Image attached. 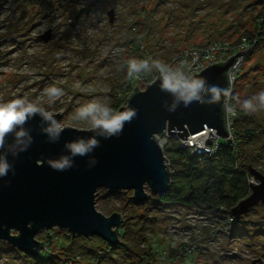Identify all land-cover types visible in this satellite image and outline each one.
<instances>
[{"label":"rangeland","instance_id":"1","mask_svg":"<svg viewBox=\"0 0 264 264\" xmlns=\"http://www.w3.org/2000/svg\"><path fill=\"white\" fill-rule=\"evenodd\" d=\"M263 18L264 0H0V102L26 93L62 113L66 127L86 130L87 123L67 119L74 107L99 96L111 97L120 110L135 88L145 92L152 84L158 70L129 80L128 59L157 58L173 68L184 51L208 55L215 46L216 60L249 50L238 57L232 77L233 91L245 99L264 89V41L250 46L264 35ZM50 82L65 89L51 104L41 95ZM240 115L248 121L232 129L230 140L237 144L243 127L260 133V142L244 147L243 154L250 157L249 168L264 176V112ZM173 139L158 142L166 155ZM175 183L174 188L186 185ZM133 196L103 189L96 197L99 213L122 217L117 248L99 237L73 238L52 229L36 238L44 244L41 262L7 242L0 245L7 254L0 258L4 264H264L263 203L236 217L238 204L212 210L169 206L152 195L146 203L134 202Z\"/></svg>","mask_w":264,"mask_h":264},{"label":"water","instance_id":"2","mask_svg":"<svg viewBox=\"0 0 264 264\" xmlns=\"http://www.w3.org/2000/svg\"><path fill=\"white\" fill-rule=\"evenodd\" d=\"M248 51L239 52L225 63L209 66L194 76L208 84L215 82L228 88L230 80L228 83L226 74L238 57ZM158 84L159 77L145 92L137 93L129 101L127 106L139 109L138 118L126 125L120 138L102 141L94 153L99 163L91 170L86 167V159L78 158L76 168L55 172L45 166L42 159L60 155L66 140L74 133L89 134L86 130L66 127L59 143L48 144L46 137L39 133L38 121L30 122L27 127L33 131L35 143L15 161V175L9 174L8 186L0 180V238L33 258L44 245L36 238L52 229L67 230L73 238L99 237L117 245L120 242L115 229L122 226V217L115 213L106 218L96 210L99 190L132 192L138 202L146 203L151 195L163 196L172 183L171 172L167 170L169 161L155 136L168 131L169 135L177 134L186 140L208 128L217 131L220 138L228 137L225 108L200 107L187 112L179 104L177 112L170 115L161 105L165 102L170 105L173 98L160 91ZM210 100V96L205 97L206 104ZM61 114L57 117L62 118ZM249 172L258 178L259 187L251 186L250 197L233 211L236 217L249 212L258 203L264 204V176L252 168ZM12 232H17L18 236H13Z\"/></svg>","mask_w":264,"mask_h":264},{"label":"clouds","instance_id":"3","mask_svg":"<svg viewBox=\"0 0 264 264\" xmlns=\"http://www.w3.org/2000/svg\"><path fill=\"white\" fill-rule=\"evenodd\" d=\"M125 67L129 80L137 78L141 73H148L153 68L159 71V90L167 92L173 98L170 105L167 102L161 105L170 115L177 112L179 104H182L187 112L200 107H223L232 117L240 112L249 115L264 112V89L241 99L231 88L221 87L215 82L208 84L191 74L184 76L174 73L166 63L157 58H130L125 62ZM230 73L235 79L234 71L230 70ZM74 86L79 87V81H76ZM64 92V88L58 87L55 82H50L43 88L41 95H46L51 104L56 98L63 97ZM208 96L211 100L206 104L205 97ZM111 99V97H92L78 107H74L67 119L77 123H87L86 131L89 134L74 133L71 139L64 142L60 155L42 157L44 165L55 172L64 173L76 168V161L81 158L86 159L87 169L95 168L99 161L94 153L101 147L102 141L120 138L126 125L131 124L139 115V109L135 106L117 110L111 104ZM33 121H38L39 133L46 137L48 144L59 143L65 135V118H58L54 109L49 110L48 107L29 100L26 93L0 102V180L5 181V187L8 186L9 174L15 175V161L22 153L28 152L35 143L33 131L27 127ZM247 183L249 186L259 187L258 178L254 175L247 177ZM3 243L4 239L0 238V245ZM3 255L7 254L0 253V256ZM0 264H4L2 258Z\"/></svg>","mask_w":264,"mask_h":264},{"label":"trees","instance_id":"4","mask_svg":"<svg viewBox=\"0 0 264 264\" xmlns=\"http://www.w3.org/2000/svg\"><path fill=\"white\" fill-rule=\"evenodd\" d=\"M262 21L264 25V18ZM262 36L255 41L253 40L254 42L250 41L251 45H249H256L259 41H264V35ZM226 76L229 83L228 73ZM139 92L141 91L136 90L132 93L127 98V104ZM240 114L241 112L235 118L233 124L234 130H240L239 126L241 123L246 124L248 121V116L241 118ZM243 128V131L236 135L238 139L237 144L234 145L226 140L225 144L222 145L219 142L220 149L214 157L193 154L192 151L183 149L177 138L173 139L170 142L171 147L168 150L169 153L166 152L167 155L165 154L170 163L172 175L171 186L163 196L157 195L152 197L169 206L205 207L212 210L220 207L232 208L237 204L239 207L241 204L240 200H246L251 195V186L247 183L250 157L243 154L244 147L250 149L261 140V135L257 130L248 127ZM161 136H164V133ZM172 155L173 158L171 159L170 157ZM176 180H180L182 184H186L185 187L174 188L177 183H175ZM241 192L245 194L240 195L239 193ZM118 193L120 191H109V194L114 196ZM132 200L138 202L134 196ZM238 201H240V204ZM119 230L120 228L115 229L118 235ZM116 246L118 247V245H112L111 248H117ZM43 247L44 245H41V250H43ZM41 257H43L42 254L38 255L33 261L39 263L46 256Z\"/></svg>","mask_w":264,"mask_h":264},{"label":"built area","instance_id":"5","mask_svg":"<svg viewBox=\"0 0 264 264\" xmlns=\"http://www.w3.org/2000/svg\"><path fill=\"white\" fill-rule=\"evenodd\" d=\"M215 49H217V46L211 49L209 51L210 54L208 55L205 53L201 54V52H199L200 50H197V49H188L184 51L181 54V56L177 58V60L183 59L184 61L183 62L179 61L178 63L179 66L175 65V67L173 68L169 67V68H171L170 70L172 72L177 73L179 75H184V76L190 75V74L191 75L200 74L203 70H205L209 66H212L214 64H219L220 62L225 63L228 60L227 58H224V57H221V58L219 57V60H216L215 59L216 57ZM193 61H195V63H193ZM238 61L240 63L241 60H238ZM237 64H235V67L233 66L230 69V70H233L234 73L236 72L235 70H236ZM185 69L187 70L185 71ZM191 69H193V71H191ZM230 70L228 71L229 80H230V85L228 88H231L234 90L233 88L234 81L232 80L233 75L230 73ZM183 71H185L186 74ZM158 77H159V74L157 73L154 76V78L151 80V83L153 84L154 82H156ZM225 112H226V118H227L226 122H227L228 137H226L224 140L229 141L231 138L233 137L235 138V136L231 135V133H232L235 118L237 116L235 117L230 116L226 109H225ZM203 135H206V139L197 142L196 140H199V138ZM165 136L169 137L170 139L177 138L180 141L181 147L183 149H188L192 151L193 154H196L199 156H207V155L210 156L212 152H213L212 154H214L215 156L216 153L218 152V149L220 148L219 140L222 139L218 136L217 131L206 128L204 132L194 135V136H189L186 140L181 139L177 134L169 135L167 131L164 134V136H161V135L155 136V140H159L158 142L162 143L161 141L164 140ZM168 164H169L168 166L169 171L171 172L170 163L168 162Z\"/></svg>","mask_w":264,"mask_h":264},{"label":"bare ground","instance_id":"6","mask_svg":"<svg viewBox=\"0 0 264 264\" xmlns=\"http://www.w3.org/2000/svg\"><path fill=\"white\" fill-rule=\"evenodd\" d=\"M206 139V135H203L199 138V140H196L197 142L201 141V140H205ZM161 147V146H160ZM163 148V147H162Z\"/></svg>","mask_w":264,"mask_h":264}]
</instances>
